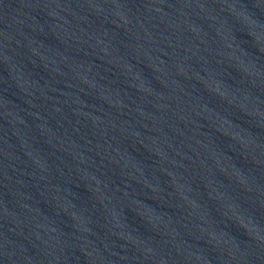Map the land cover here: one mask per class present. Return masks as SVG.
Returning a JSON list of instances; mask_svg holds the SVG:
<instances>
[{
	"label": "water",
	"instance_id": "water-1",
	"mask_svg": "<svg viewBox=\"0 0 264 264\" xmlns=\"http://www.w3.org/2000/svg\"><path fill=\"white\" fill-rule=\"evenodd\" d=\"M0 264H264V0H0Z\"/></svg>",
	"mask_w": 264,
	"mask_h": 264
}]
</instances>
